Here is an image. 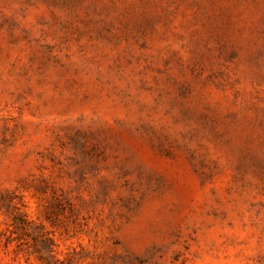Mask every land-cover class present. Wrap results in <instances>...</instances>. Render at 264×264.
<instances>
[{"label": "rangeland", "instance_id": "obj_1", "mask_svg": "<svg viewBox=\"0 0 264 264\" xmlns=\"http://www.w3.org/2000/svg\"><path fill=\"white\" fill-rule=\"evenodd\" d=\"M0 264H264V0H0Z\"/></svg>", "mask_w": 264, "mask_h": 264}, {"label": "trees", "instance_id": "obj_2", "mask_svg": "<svg viewBox=\"0 0 264 264\" xmlns=\"http://www.w3.org/2000/svg\"><path fill=\"white\" fill-rule=\"evenodd\" d=\"M18 224V223H17ZM23 224H26V223H23ZM19 225V224H18Z\"/></svg>", "mask_w": 264, "mask_h": 264}]
</instances>
